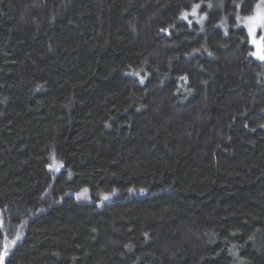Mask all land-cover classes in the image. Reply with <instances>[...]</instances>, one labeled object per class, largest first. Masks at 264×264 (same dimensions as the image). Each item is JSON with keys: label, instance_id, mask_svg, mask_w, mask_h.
<instances>
[{"label": "trees", "instance_id": "trees-1", "mask_svg": "<svg viewBox=\"0 0 264 264\" xmlns=\"http://www.w3.org/2000/svg\"><path fill=\"white\" fill-rule=\"evenodd\" d=\"M256 2L0 0V264H264Z\"/></svg>", "mask_w": 264, "mask_h": 264}, {"label": "snow or ice", "instance_id": "snow-or-ice-1", "mask_svg": "<svg viewBox=\"0 0 264 264\" xmlns=\"http://www.w3.org/2000/svg\"><path fill=\"white\" fill-rule=\"evenodd\" d=\"M242 3L247 4L249 0H241ZM207 7L211 8L212 5L208 4ZM239 7V5H235ZM200 4H195L192 7L191 15H197V9H200ZM188 12H182L181 17L183 19H188ZM204 19V17H200ZM236 19L240 21V24L236 25L240 27L244 25L246 28L247 43L251 44L253 51L249 52V55L255 57L261 61H264V0H257V2L252 5V11L244 17L236 15ZM191 23V21H189ZM163 31V30H162ZM87 190H85L86 192ZM108 197H105L107 199ZM15 243V241H13ZM2 260V257H0Z\"/></svg>", "mask_w": 264, "mask_h": 264}, {"label": "rangeland", "instance_id": "rangeland-1", "mask_svg": "<svg viewBox=\"0 0 264 264\" xmlns=\"http://www.w3.org/2000/svg\"><path fill=\"white\" fill-rule=\"evenodd\" d=\"M243 26H244V25H243ZM77 196H78L79 198H83V197H86V196H87V194H86V192L84 191V192H82V193L78 194ZM105 197H108V198H107V199H105ZM105 197H104V199H105V200H109L111 196H109V195H106Z\"/></svg>", "mask_w": 264, "mask_h": 264}]
</instances>
